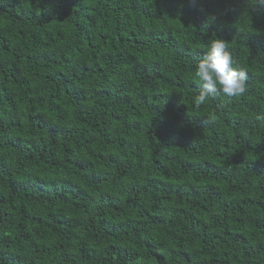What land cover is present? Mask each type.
I'll list each match as a JSON object with an SVG mask.
<instances>
[{"label": "trees", "instance_id": "16d2710c", "mask_svg": "<svg viewBox=\"0 0 264 264\" xmlns=\"http://www.w3.org/2000/svg\"><path fill=\"white\" fill-rule=\"evenodd\" d=\"M213 33L247 91L196 108ZM258 117L249 0H0V264H264Z\"/></svg>", "mask_w": 264, "mask_h": 264}, {"label": "clouds", "instance_id": "9594fccd", "mask_svg": "<svg viewBox=\"0 0 264 264\" xmlns=\"http://www.w3.org/2000/svg\"><path fill=\"white\" fill-rule=\"evenodd\" d=\"M249 9H264V0H249ZM214 20V16L208 17L200 31L206 33ZM194 75L200 86L193 97L196 108L205 105L209 100L222 96L238 97L247 91L248 72L237 64L228 48V42L217 37L215 33L205 45L202 57L194 63Z\"/></svg>", "mask_w": 264, "mask_h": 264}]
</instances>
